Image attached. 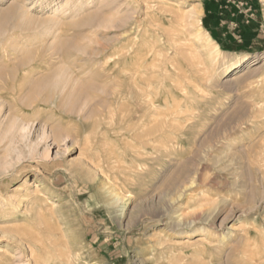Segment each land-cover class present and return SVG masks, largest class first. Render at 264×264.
I'll return each mask as SVG.
<instances>
[{
	"label": "rangeland",
	"instance_id": "1",
	"mask_svg": "<svg viewBox=\"0 0 264 264\" xmlns=\"http://www.w3.org/2000/svg\"><path fill=\"white\" fill-rule=\"evenodd\" d=\"M252 1L217 52L203 0H0V264H264Z\"/></svg>",
	"mask_w": 264,
	"mask_h": 264
},
{
	"label": "crops",
	"instance_id": "2",
	"mask_svg": "<svg viewBox=\"0 0 264 264\" xmlns=\"http://www.w3.org/2000/svg\"><path fill=\"white\" fill-rule=\"evenodd\" d=\"M253 4L256 3L252 0H203V28L220 49L223 46L226 51L253 50L259 35L252 29V23L245 22L248 10L258 12Z\"/></svg>",
	"mask_w": 264,
	"mask_h": 264
},
{
	"label": "bare ground",
	"instance_id": "3",
	"mask_svg": "<svg viewBox=\"0 0 264 264\" xmlns=\"http://www.w3.org/2000/svg\"><path fill=\"white\" fill-rule=\"evenodd\" d=\"M194 11H199V12H203L202 11V9H195ZM210 42L211 43H214V41L210 38V36H208V38H207V40H206V42L205 43H207V45L205 44V46H206V49H207V51L209 52V53H212L211 51H213V48L211 47V45H210ZM203 43H204V41H203ZM204 46V47H205ZM216 49H217V52L218 51H220V48L218 47V45H216V47H215ZM244 58H239V59H237L235 62H233V63H230L229 65H228V70H230V71H232V70H236V69H238V68H240L243 64H244ZM14 125H16L15 123H14ZM14 128V127H13ZM11 129V128H10ZM10 132V131H9ZM29 177H25V179H26V182H27V179H28ZM26 182L24 183V184H26ZM4 209V208H3ZM5 210V209H4ZM8 216H5V218H7ZM6 221H9V220H6ZM192 224H194V223H192ZM196 224V223H195ZM190 225V224H189ZM190 227H191V225H190Z\"/></svg>",
	"mask_w": 264,
	"mask_h": 264
},
{
	"label": "trees",
	"instance_id": "4",
	"mask_svg": "<svg viewBox=\"0 0 264 264\" xmlns=\"http://www.w3.org/2000/svg\"><path fill=\"white\" fill-rule=\"evenodd\" d=\"M204 5H205V4H204ZM222 49H223V50H226V49H224V47H223V46H222ZM231 52H237V51H231Z\"/></svg>",
	"mask_w": 264,
	"mask_h": 264
}]
</instances>
